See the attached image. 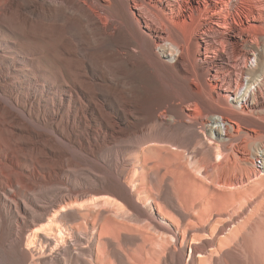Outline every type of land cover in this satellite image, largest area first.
<instances>
[{
    "label": "bare ground",
    "instance_id": "1",
    "mask_svg": "<svg viewBox=\"0 0 264 264\" xmlns=\"http://www.w3.org/2000/svg\"><path fill=\"white\" fill-rule=\"evenodd\" d=\"M234 1L0 0V61L22 50L49 74L46 89L41 80L16 84L14 65L0 64V264H220L216 254L231 240L234 250L220 255L240 264L252 216L237 223L223 209L190 213L168 190L178 171L199 167L208 178L218 150L234 151L239 116L264 96V0L262 9L240 0L236 17ZM256 156L264 160V148ZM75 169L91 179L74 182ZM217 183L244 193L235 171ZM134 229L145 235L129 238ZM50 233L75 242L52 260Z\"/></svg>",
    "mask_w": 264,
    "mask_h": 264
},
{
    "label": "rangeland",
    "instance_id": "2",
    "mask_svg": "<svg viewBox=\"0 0 264 264\" xmlns=\"http://www.w3.org/2000/svg\"><path fill=\"white\" fill-rule=\"evenodd\" d=\"M240 2H241L240 0L234 1L233 3L235 4V6H233L230 9V11L233 12L232 13L233 16L235 17L238 7H241ZM253 5L257 6L256 8L262 9L261 7L262 5L258 0L254 2ZM219 31L222 32L220 28ZM2 39L3 40H1V43L4 46L11 47L12 41L9 38H2ZM19 41L20 44L24 43L23 40H19ZM6 50L8 49L6 48ZM210 55L212 56V54ZM4 56L5 57L2 58L0 64L3 66H10V67L11 64L14 65L13 71H10L8 73V75L13 78L14 83L20 84L23 81H28L31 82L32 85L37 86L39 85L38 83H41L40 82L41 80L46 84L45 89L47 88L48 80L45 79L44 77H49V74L46 73L45 71H41L40 69L32 68V66L28 64L29 59L26 58L24 54H22V50H19V52H17V55H15L13 61L8 60L6 55ZM236 57L234 58V60L236 61V64L240 65V67L239 65L237 66V68L239 69L243 65L242 58L241 57L239 58L238 56ZM61 93L62 92L60 90L59 92H55V96H54L55 101L59 98V95ZM263 97L264 96L261 97V95L257 96L258 98V102L256 103L257 107L256 110L252 113L253 115L249 113L246 115L241 114L239 116L241 119L239 123V127L236 128V126H234L235 127L234 129L238 134L234 133L233 135L234 136L237 135L236 137H238L240 140L236 138L238 142L237 143L234 142L235 146L233 143L232 149L234 151L222 153V154L226 153V155L228 154L227 156H229V158H227V156L225 157L224 155L220 154L218 150V155L217 156L214 155L215 161L211 160V163L214 167L209 169L211 170L210 172L212 173L208 172L209 173L208 178L205 176L203 169L199 167L189 168L188 170L185 171H178L175 174H173L174 180L170 183L168 189L170 194L172 195V199L174 200L176 206L177 207L180 206L181 209L184 211L189 210L190 213H195L200 208L205 207L207 208V215L211 217V215L213 216L216 215V210L223 209L226 211L225 213H226V217H229L228 219L238 217L237 218L238 220L236 221L237 223H242L246 221L249 218V215L252 216L249 223L255 225L254 230L252 232L249 230L243 232L241 234V237L239 238V240H241L240 246L243 248V249L241 248L242 254L240 253L241 255L240 264H264V234H263L264 233V174L261 175L260 177L254 174V169H256V166H260L258 164V161L259 162L261 161L262 163L264 162V160L261 157L256 156V151L263 150L264 148V107L259 106L260 101ZM100 101L104 105V108L107 111H110L108 99L106 101L100 99ZM194 115H195L193 116L194 119L199 118V115L197 113H194ZM88 117L91 127L97 128L98 127L97 123L99 118L94 112V110H90ZM194 123L196 124V125L194 124V135H201L200 125H198L196 122ZM250 128L253 129L254 131L251 132ZM208 131H206V137L209 138L208 140L209 149L212 151L214 150L217 151V148L220 145L219 139L217 138V136H215V134L211 135L210 131L209 132ZM126 143L127 142H121L120 144H116V145H118V149H121L125 146ZM235 155L237 159L234 157ZM222 157L223 158L225 157L223 159L224 161L221 159ZM226 160H227L226 163H222L225 162ZM230 160L231 161L233 160V164L230 163ZM235 161H236L235 163L236 166H234ZM219 162L220 164L221 163L224 164L223 166L221 165V168L219 165L216 166V163L219 164ZM226 166L228 168H226ZM237 166L238 169H236ZM231 171H235L236 174L238 175V178L241 179V184H239L238 186L240 187L241 191H244V193H237V190L234 188H228V187L226 188V186L224 187L221 184L218 185L217 177L222 175L223 172L226 174V173H230ZM73 177L75 178L74 182L76 181L77 178L91 179L89 174L83 169H75L73 171ZM191 180H194L195 182H191ZM57 187H59L58 189L61 188L62 191L66 189L65 186L63 187L61 185ZM233 200L237 201L235 206H232ZM256 207L258 208L256 209ZM233 215L235 217H233ZM202 225H205V223L199 221L198 226H202ZM38 232H37L38 234L42 233L41 231ZM138 234L145 235L144 231L134 229L131 232L127 233V236L129 238H132ZM52 235L53 234L51 233L49 236L47 235V238L50 239V241L52 242L51 246L47 248V246L45 245L46 247H44V250L48 251L47 252L48 259L50 260L63 256L62 253L64 252L65 248L72 247L75 243L74 239L68 237L66 234H62L63 240H58L54 238V235L53 236ZM235 242L237 241L231 240L227 245H225L222 248L221 251H219L220 253L216 254L220 258V264L222 263L224 264L222 256L220 255L221 252L222 251L225 252L227 251V249L231 250V248L233 251L235 247ZM199 244L200 242L198 243V245ZM22 247L24 251L27 252L29 251L36 252L39 250V247L36 244L28 245L25 243ZM82 247L86 248L87 244L83 245ZM143 247L146 249L147 246L146 247L143 246ZM164 249L165 247L158 248V252L160 253V256L164 255ZM188 254H189V249L186 248V255Z\"/></svg>",
    "mask_w": 264,
    "mask_h": 264
}]
</instances>
